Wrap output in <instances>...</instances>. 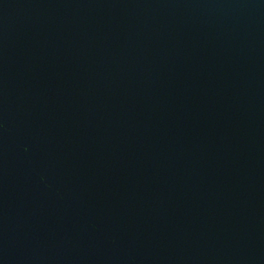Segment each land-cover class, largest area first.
<instances>
[{"label":"water","instance_id":"1","mask_svg":"<svg viewBox=\"0 0 264 264\" xmlns=\"http://www.w3.org/2000/svg\"><path fill=\"white\" fill-rule=\"evenodd\" d=\"M0 264H264V0H0Z\"/></svg>","mask_w":264,"mask_h":264}]
</instances>
